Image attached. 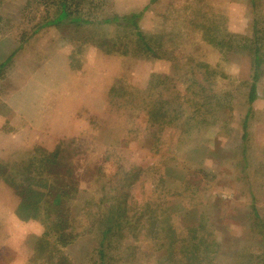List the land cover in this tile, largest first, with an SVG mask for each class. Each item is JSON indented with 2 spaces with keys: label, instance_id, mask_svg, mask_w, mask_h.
<instances>
[{
  "label": "rangeland",
  "instance_id": "rangeland-1",
  "mask_svg": "<svg viewBox=\"0 0 264 264\" xmlns=\"http://www.w3.org/2000/svg\"><path fill=\"white\" fill-rule=\"evenodd\" d=\"M49 2L54 0H0V34L25 43L42 16L54 13ZM120 3L128 9V0ZM108 9L102 13L110 15ZM155 10L142 18V33L134 40L131 28L97 24L82 9L80 18L89 22L40 28L0 69V198L9 187L10 202L13 196L18 207L31 201L30 213H21L17 239L42 248L40 263L157 264L166 255L168 234L164 218L150 230L148 220L170 217L178 238L187 240L184 222L192 214L190 221L199 220L197 227L205 228L215 245L209 257L201 256L205 264H248L250 257L264 255L263 229L254 216L255 206L264 224V167L256 168L248 158L253 168L239 170L246 145L252 159L264 161V73L249 105L246 86L234 83L225 97L219 85L221 104L207 106L205 120L195 116L185 124L195 130L193 141L188 131L164 123V2ZM234 10L243 9L236 4ZM243 20L239 33L246 31ZM147 32L161 39L146 42ZM54 43L57 89L49 98L54 88L49 46ZM5 46L10 49L11 41ZM66 52L68 64L62 58ZM177 91L180 119L175 120L184 125L190 107L185 93L192 90ZM26 97L38 103L33 121L19 120L10 104ZM123 200L128 210L117 215L109 206ZM12 220L11 228L17 222ZM105 227L112 232L100 257ZM61 232L64 240L69 232L77 237L62 246Z\"/></svg>",
  "mask_w": 264,
  "mask_h": 264
},
{
  "label": "crops",
  "instance_id": "crops-1",
  "mask_svg": "<svg viewBox=\"0 0 264 264\" xmlns=\"http://www.w3.org/2000/svg\"><path fill=\"white\" fill-rule=\"evenodd\" d=\"M89 1L91 3L88 6H80V12L82 9L88 10L87 14L97 24H113V27L119 29L131 28L134 40L137 38L138 33H142L138 27L139 23L143 22L142 18L151 17L156 12V6L164 2V107L171 106L170 112H177V108H179L176 105V101L179 100L177 90L182 88L183 90H192L191 93H185L186 97L184 99L190 107L184 119L190 114L193 115L196 109L195 105L197 107L200 106L202 101L208 106L221 104L217 94L218 88H220L219 85H223L225 88V97L226 88L233 89L234 83L236 85L242 84L244 88L246 86L249 91L252 82V60L255 49L258 51V58L261 60V65L258 69L260 75L255 82L256 91L253 101L257 99L258 85H260L261 75L264 73V0H237L235 3L234 0H128V9L123 8L120 0ZM236 4L241 6L242 12L234 10V5ZM107 6L109 7L108 10L111 9L110 15H106L105 12L102 13ZM133 14H138L135 19L136 26L126 22L123 24L118 23L121 17ZM233 14H236L237 17L233 18ZM243 17L246 19V31L239 33L243 31V27L237 28V26L245 25ZM114 18H117V20ZM115 21L117 23H114ZM62 23L64 21L58 25H62ZM65 24H68L67 21H65ZM151 25H153V22ZM38 34L40 33L31 34L26 39V42L28 43L30 38ZM145 35L149 36L148 38L145 36L146 42L148 40L158 42L161 39L159 36L156 37L158 35L156 33L147 32ZM11 36L5 33L0 34V69L12 59L11 57L22 52L25 44H27L26 42L22 43L23 41L20 38H11ZM10 41L12 43L11 48L5 49V44ZM4 42L6 43L4 44ZM103 42L101 41L96 45L101 48L100 44ZM49 47L50 59L54 57L52 60L49 59V74L51 73V80L54 79L51 82V86L53 85L54 88L48 94L49 98H51L56 96L57 81L53 74H56L58 52L56 43ZM133 52L135 53V51ZM68 56H70L68 52L64 53V56L62 55L64 63L68 64ZM149 56L158 57L153 53ZM210 56L211 60L209 59ZM53 64L54 66L51 67ZM234 64L236 67L235 72L233 70ZM53 68H55L54 71H52ZM253 101H248L247 92L246 104L249 105ZM223 103L226 104L225 102ZM10 104L17 109L19 120H35V110L37 111L38 104L35 99L26 97V99H19L15 104ZM244 113L249 115V109L245 108ZM178 124H170L169 127L174 126V130L179 129L181 131L180 124ZM182 131H188L187 136L195 141L194 129L185 128ZM212 149L210 148L209 154L211 152L214 153ZM251 153L247 145L246 148L241 149L240 155L244 161L239 162L240 172L249 171L253 168L248 158L251 161H256V168L264 167V161L256 157H254L256 160L252 159ZM199 164L200 162H198ZM7 188L0 198V264H44L37 259L43 258L41 257L43 255L42 248L36 244L32 249L28 244L26 245L25 240L22 242V239H17L22 229L20 225L22 222L20 219L22 211L19 210L15 196L12 197V202L9 201V187ZM13 218H16L17 222L11 228L7 223L10 221L12 223L14 221L12 220ZM8 253L11 254L9 259L5 257ZM64 260L66 261V258ZM55 264H58L57 261Z\"/></svg>",
  "mask_w": 264,
  "mask_h": 264
},
{
  "label": "trees",
  "instance_id": "trees-1",
  "mask_svg": "<svg viewBox=\"0 0 264 264\" xmlns=\"http://www.w3.org/2000/svg\"><path fill=\"white\" fill-rule=\"evenodd\" d=\"M91 2L89 0H54V2H49L48 7L51 5L54 6V13H46L45 16H42V19L40 22L36 23L32 27L31 34L36 33L37 31L40 30V28H44L46 26H56L61 22L67 21L68 24H75V25H81L84 23V21L89 22V20H82L80 18V6H88ZM28 6V5H27ZM138 17V14H133L131 16H126V17H121L120 19L127 24L136 26V21L135 19ZM115 19V18H114ZM117 20V18L115 19ZM30 36V35H29ZM28 36V37H29ZM27 37V38H28ZM214 44L215 42L212 41ZM218 43V42H216ZM253 71L251 73V85L248 91V101L251 102L253 101L255 97V91H256V86L255 82L257 81L260 73L258 71L260 65H261V60L258 58V51L255 49L254 54H253ZM206 96V95H205ZM204 96V97H205ZM208 99V98H207ZM208 105H205V103L202 101L200 106H196V109L193 113V115H188L185 117L184 125H180V128L182 130H185V127H187L185 124H188L191 119L194 118V116L199 117L201 121L205 120L206 115L209 114L207 108ZM168 108L164 107V123L166 125L171 124V125H176V120L179 119L180 116V110L177 108V112L175 111L176 115H174L173 112L167 113ZM168 114V115H167ZM246 115V114H245ZM165 117H168L167 120H165ZM176 119V120H175ZM179 125V124H178ZM245 126V120L242 123V133L243 135L242 140L246 138V133L243 130V127ZM210 150V149H209ZM207 151V150H206ZM212 153V152H211ZM52 157L56 158L57 153H53L51 155ZM51 157V158H52ZM132 175V173H130ZM29 189V188H28ZM33 203V202H32ZM127 203L126 200H123V204L117 205L115 207L109 206L112 208V211L115 212L117 215L123 214V210L127 209ZM31 204V201L25 200L20 203L19 210L24 211L25 214H29L31 210H29V206ZM109 209V208H108ZM181 218H184L182 213H179ZM193 215V214H192ZM191 215V217H192ZM161 216V215H160ZM195 216V215H194ZM254 216L256 219V223L260 225L263 229V236H264V224L261 222L262 218L257 214V210L254 206ZM190 217V220H191ZM164 218L162 229L166 231L168 234V246H167V251L166 255L164 256V260L158 261L157 264H205L208 261L204 262L203 257H209V255L213 252V246H215L212 240H208V237H205V234L208 236L210 233H205L206 229L204 228V232L200 229V227H197L199 220L197 222H191L190 220H185V224L188 226L187 227V233L190 234L187 240H183L181 237L178 238V235L175 233V230L173 229L172 225L169 223V220L167 218L170 217H154V219H149L148 221L150 222L149 227L147 228L150 230V227L153 228V225L155 224H161V219ZM111 227H105L101 231V241H100V257H103V250H105V242L107 241V236L109 233H111ZM84 231V229L82 230ZM204 233V235H203ZM223 233V232H221ZM81 235V233H79ZM188 236V235H187ZM62 232L58 236L59 241L62 243V246L69 245L76 237L77 234L74 232H69L68 234H65V240L62 237ZM264 240V239H263ZM203 242H205V245H201ZM212 242V243H211ZM218 244H216L217 246ZM202 250L205 251V255L202 253ZM203 256V257H201ZM258 260H256V257H250V259L247 260L248 264H264V255L260 259L259 256H257ZM60 262L63 260L62 257H60ZM59 262V263H60Z\"/></svg>",
  "mask_w": 264,
  "mask_h": 264
}]
</instances>
